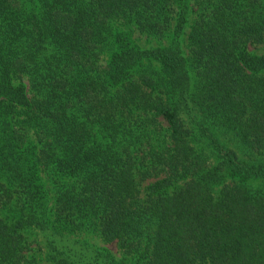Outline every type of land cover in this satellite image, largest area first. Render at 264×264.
Returning <instances> with one entry per match:
<instances>
[{"label": "trees", "instance_id": "obj_1", "mask_svg": "<svg viewBox=\"0 0 264 264\" xmlns=\"http://www.w3.org/2000/svg\"><path fill=\"white\" fill-rule=\"evenodd\" d=\"M0 264H264V0H0Z\"/></svg>", "mask_w": 264, "mask_h": 264}, {"label": "rangeland", "instance_id": "obj_2", "mask_svg": "<svg viewBox=\"0 0 264 264\" xmlns=\"http://www.w3.org/2000/svg\"><path fill=\"white\" fill-rule=\"evenodd\" d=\"M136 35L142 40L143 45H146L148 43V39L145 36H141L139 34H136ZM90 242L92 244L99 246V247L108 248L113 253L118 252V248H117L116 244H107V243L103 242L99 237L98 238L97 237H90Z\"/></svg>", "mask_w": 264, "mask_h": 264}]
</instances>
